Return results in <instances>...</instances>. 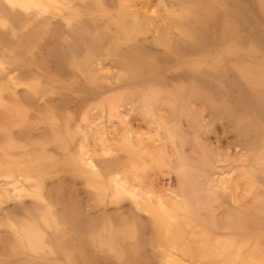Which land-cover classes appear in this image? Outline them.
Wrapping results in <instances>:
<instances>
[{"label":"rangeland","instance_id":"1","mask_svg":"<svg viewBox=\"0 0 264 264\" xmlns=\"http://www.w3.org/2000/svg\"><path fill=\"white\" fill-rule=\"evenodd\" d=\"M263 73L264 0H0V264H264Z\"/></svg>","mask_w":264,"mask_h":264},{"label":"bare ground","instance_id":"2","mask_svg":"<svg viewBox=\"0 0 264 264\" xmlns=\"http://www.w3.org/2000/svg\"><path fill=\"white\" fill-rule=\"evenodd\" d=\"M262 72V71H261ZM263 76H264V73H263Z\"/></svg>","mask_w":264,"mask_h":264}]
</instances>
